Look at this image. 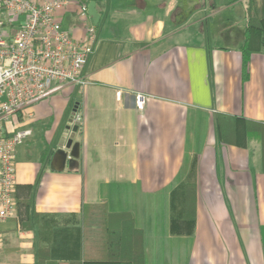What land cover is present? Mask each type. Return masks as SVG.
Segmentation results:
<instances>
[{"label":"crops","instance_id":"1","mask_svg":"<svg viewBox=\"0 0 264 264\" xmlns=\"http://www.w3.org/2000/svg\"><path fill=\"white\" fill-rule=\"evenodd\" d=\"M92 1L98 24L80 15ZM58 16L76 39L94 24L97 43L83 84L39 100L32 118H13L33 129L16 151L17 193L31 196L40 219L0 221V264H35L45 237L56 257L77 253L89 204L135 215L145 264H264L261 143L224 142L217 125L221 113L264 122V52L251 55L244 77V1L69 0ZM75 111L83 123L61 147ZM189 181L195 230L179 234L173 203Z\"/></svg>","mask_w":264,"mask_h":264},{"label":"built area","instance_id":"2","mask_svg":"<svg viewBox=\"0 0 264 264\" xmlns=\"http://www.w3.org/2000/svg\"><path fill=\"white\" fill-rule=\"evenodd\" d=\"M68 5L69 0H0V221L17 215L16 151L33 134L31 127H15L13 118H32L26 111L33 104L66 85L83 84L81 70L97 43L94 24L83 39L63 29L58 13ZM80 15L91 17L87 4ZM136 103L142 109L146 96L138 93ZM74 123H83L78 112Z\"/></svg>","mask_w":264,"mask_h":264},{"label":"trees","instance_id":"3","mask_svg":"<svg viewBox=\"0 0 264 264\" xmlns=\"http://www.w3.org/2000/svg\"><path fill=\"white\" fill-rule=\"evenodd\" d=\"M245 3V41L241 46L244 77L249 76L250 57L264 52V0H232ZM219 135L224 142L247 145L250 139L261 143L264 167V122L221 113L217 115ZM182 198L173 203L172 229L179 234H193L196 224L197 186L186 182L181 187ZM18 214L32 217L33 223L40 215L32 211V199H20L16 186ZM82 238L79 250L64 257H56L50 247L51 237L43 239L37 249L35 264H145L144 233L136 224L135 215L129 211L112 212L106 204H89L84 207ZM31 226L28 224L27 227ZM43 231L50 232L53 225L48 220Z\"/></svg>","mask_w":264,"mask_h":264},{"label":"water","instance_id":"4","mask_svg":"<svg viewBox=\"0 0 264 264\" xmlns=\"http://www.w3.org/2000/svg\"><path fill=\"white\" fill-rule=\"evenodd\" d=\"M88 11H89L90 16L93 18L94 23L98 24L99 20H100V15L96 9L95 1L90 2L89 6H88ZM75 114H76V111L73 113V116L71 117V120H70V124L68 125L67 130L61 139V142H60L61 147L69 146V144L72 142V140L75 137L76 131L79 128L78 123L73 124ZM71 129H73V130L70 132ZM66 142H68V143L66 144Z\"/></svg>","mask_w":264,"mask_h":264}]
</instances>
